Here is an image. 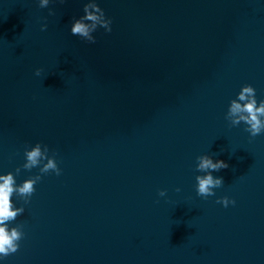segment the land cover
I'll return each mask as SVG.
<instances>
[{
	"label": "water",
	"instance_id": "95a60500",
	"mask_svg": "<svg viewBox=\"0 0 264 264\" xmlns=\"http://www.w3.org/2000/svg\"><path fill=\"white\" fill-rule=\"evenodd\" d=\"M87 2L0 0V175L41 176L0 264H264V133L225 119L245 85L264 100V0H96L94 44ZM37 143L59 176L23 169ZM205 154L229 165L207 198Z\"/></svg>",
	"mask_w": 264,
	"mask_h": 264
},
{
	"label": "clouds",
	"instance_id": "9594fccd",
	"mask_svg": "<svg viewBox=\"0 0 264 264\" xmlns=\"http://www.w3.org/2000/svg\"><path fill=\"white\" fill-rule=\"evenodd\" d=\"M64 3V0H59ZM50 0H39L40 8H47ZM84 15L75 19L71 26V35L78 36L88 43L94 44L95 38L92 35L98 27L105 29L107 32L111 31V19L106 18L104 11L98 6L96 0H88L83 7ZM49 15H53L49 11ZM47 29V24L41 26V31ZM42 69H37L36 76H40ZM227 119L232 126H238L242 122L247 125L245 131L250 133L254 138L261 133H264V100L259 104L256 99V91L251 85L242 87L236 99L230 101V106L226 114ZM44 151H41V144L37 143L31 150H25L24 156L26 163L23 164V169L31 170L41 165L43 160L47 163L40 167L41 174H48L49 170H53L57 176L61 174L55 159H49L45 153L49 150L47 146H43ZM229 165L223 160H213L207 154L197 157L196 171L205 173L204 175H197V195L203 198L214 196L213 189L220 188L223 185L222 177H214L213 172H219L222 169H227ZM21 169H16V175H19ZM41 176L29 178L17 186L15 177L12 173L0 175V258H6L14 254L19 249V241L23 238V233L18 227L9 229V222L14 221L18 215L23 213L22 208H14L12 203L13 194L30 198L35 192V185L40 181ZM179 191V189H177ZM160 196H165L164 191L159 192ZM29 202L28 200L25 201ZM217 203L227 207L229 204H235L234 200H229L224 197L217 200Z\"/></svg>",
	"mask_w": 264,
	"mask_h": 264
}]
</instances>
